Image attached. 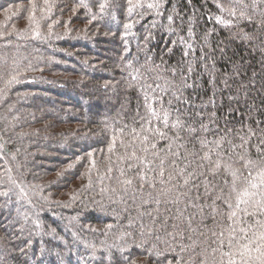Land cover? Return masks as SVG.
Masks as SVG:
<instances>
[{
	"label": "trees",
	"instance_id": "1",
	"mask_svg": "<svg viewBox=\"0 0 264 264\" xmlns=\"http://www.w3.org/2000/svg\"><path fill=\"white\" fill-rule=\"evenodd\" d=\"M261 170L264 0H0V264H212Z\"/></svg>",
	"mask_w": 264,
	"mask_h": 264
},
{
	"label": "snow or ice",
	"instance_id": "2",
	"mask_svg": "<svg viewBox=\"0 0 264 264\" xmlns=\"http://www.w3.org/2000/svg\"><path fill=\"white\" fill-rule=\"evenodd\" d=\"M45 3H47V0H45ZM129 3H131V0H129ZM104 7V4L100 5L101 10H103ZM33 8H35V5H33ZM15 79L16 77H13L8 83H12L15 81ZM251 163L252 162L249 161V164ZM69 167H71V165H69ZM260 177V184L252 185V187L258 189V191L251 194L245 191L243 195L250 196V198L258 195L260 199L253 200V207L260 215L264 216V170H261ZM125 183L131 184V181H125ZM243 202L247 203V201ZM229 207H231V205H229ZM256 214V211L251 213L253 216ZM232 215L234 216L235 213L233 212ZM241 232H245V229H241ZM241 239L245 242L240 243L237 241V246L233 250L221 252V259L217 261L215 258H213L212 264H223L222 258L224 256L228 257L227 264H264V221L257 220L255 229L251 232V234L248 235L245 233ZM221 244H223V241H221ZM229 247L232 249L231 241H229ZM133 264H135V262H133ZM177 264H179V262H177ZM201 264H205V262L202 261Z\"/></svg>",
	"mask_w": 264,
	"mask_h": 264
}]
</instances>
